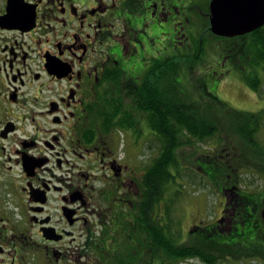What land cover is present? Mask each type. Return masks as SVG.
I'll return each instance as SVG.
<instances>
[{
	"label": "flooded vegetation",
	"instance_id": "af4514ba",
	"mask_svg": "<svg viewBox=\"0 0 264 264\" xmlns=\"http://www.w3.org/2000/svg\"><path fill=\"white\" fill-rule=\"evenodd\" d=\"M211 2L0 0V264H170L173 234L217 264H264V185H241L242 155L218 143L206 156L221 197L208 222L201 208L177 230L172 165L157 185L153 127L183 101L180 77L218 94L248 81L238 40L211 32Z\"/></svg>",
	"mask_w": 264,
	"mask_h": 264
},
{
	"label": "trees",
	"instance_id": "16d2710c",
	"mask_svg": "<svg viewBox=\"0 0 264 264\" xmlns=\"http://www.w3.org/2000/svg\"><path fill=\"white\" fill-rule=\"evenodd\" d=\"M235 40H238L237 45H235L236 55L248 67L247 83L258 93L261 91L263 82L261 72L264 71V26L250 34L237 37ZM186 61L187 63L193 62L192 58H186ZM176 75L177 73L174 70L173 79H175ZM175 84L173 86L174 91L178 90V88H175ZM212 98L219 106L228 110L222 112V115L213 111H203L197 101L188 103L183 93V101L175 95L172 97L173 106L171 112L167 111L165 114L159 112L156 114V121L158 123L154 125L153 130L157 133L158 142L162 143L159 147V157L155 161L158 187L160 182H165L170 177V165L173 166V172H176L179 169L180 160L192 159L195 161L198 158H203L206 161L209 160L206 157L208 154L203 153L198 148V145L201 143H210L216 140L215 146L218 143L224 144L231 148L234 154L242 155V159L244 156H248V146L254 149L253 152L255 154H262V145L256 141V135L260 131V126L264 121L263 114L244 113L230 106L228 107L227 103L221 101L217 95L212 96ZM250 123L252 126L249 127ZM226 124L232 126L238 136L245 141L246 146L248 145L246 154L241 153L236 148L237 146L230 140L224 138L222 134L224 129H226ZM241 164L244 165V168H248V164H244L243 160ZM171 177L174 187V185H177L176 181L178 177L175 174ZM214 177L211 173H207L206 179L209 182ZM237 177L238 175H235V178ZM176 193L174 192L175 198L178 196ZM160 197H163V194ZM174 202L176 201L174 200ZM172 237V257L170 264L186 261L191 258H199L204 264H217L218 261L224 260V256H215L209 247H201L198 245L181 246L176 242V235L173 234ZM164 241L163 238H159L157 241L158 246L161 245L164 248ZM241 256L237 258L241 259Z\"/></svg>",
	"mask_w": 264,
	"mask_h": 264
},
{
	"label": "rangeland",
	"instance_id": "374dc122",
	"mask_svg": "<svg viewBox=\"0 0 264 264\" xmlns=\"http://www.w3.org/2000/svg\"><path fill=\"white\" fill-rule=\"evenodd\" d=\"M210 45L213 46L214 44ZM204 57L207 58L208 56L205 55ZM209 66L210 65H205L203 66V69H206ZM194 76L195 75L192 72L187 71L185 72V75H182L180 77L181 83L179 85V88L181 91L184 92V96L186 97L188 103L197 101L199 107L203 111H213L222 115V112L228 109H223L212 98V96L217 95L221 101L227 103L228 107L230 106L231 108L240 111H248V113H255L262 110L264 116V76L262 77L263 82L261 85V91H259L258 94L253 91V89L248 85L247 81L245 82L239 76H234L232 81L219 82L218 88L220 90V94L216 93L213 90L212 82H205L202 78L198 77L196 83V81L193 79ZM214 78L216 77L214 76ZM174 84L175 83L173 82V85ZM206 87L208 88L206 89ZM250 126H252L251 123L249 124V127ZM260 127L261 129L256 135V141L263 145L264 121L262 122V125ZM222 135L224 136V138L230 140L235 146H237L236 148L241 151V153L246 154V143L238 136L232 126L226 124V129H224ZM215 144L216 140L210 143H201L198 145V148H200V150L203 151V153L205 154H211L215 149ZM141 153L143 155H149L148 147H146V149ZM193 163L195 164L193 165ZM243 163L249 164V167L256 166L258 164H262L261 167H264V158L259 160L254 156L248 155L244 156ZM203 165L205 166V173L210 171V173L214 176L218 173L215 170L213 161L207 160L203 162ZM244 171L245 172L242 173L241 176L243 178V181L241 182V185L243 187L248 186V180L250 178H256L258 185L260 184L261 187L264 185L261 179L259 177L257 178V175L248 173V168H246V170ZM175 173L178 179L176 181L177 185H174V188L178 186L177 191L180 194L179 201L176 204L178 206V213L175 214L178 223L177 230L181 231L182 228H186L187 224L189 223L186 221H189L190 218L193 219L194 217H197L198 214L200 216L202 211L201 208H204V212L202 213L201 218L203 221L208 222V220H210L216 214V212L220 210L221 203L219 202H221V197L218 191L214 190L216 189L215 186L210 184L208 180L204 177L203 169H201V167L199 166V160H180L179 169L176 170ZM197 211L199 212L196 216L190 215L191 213H196ZM187 217L188 220H186ZM194 264H199V262L195 261ZM234 264H248V262H236Z\"/></svg>",
	"mask_w": 264,
	"mask_h": 264
},
{
	"label": "water",
	"instance_id": "95a60500",
	"mask_svg": "<svg viewBox=\"0 0 264 264\" xmlns=\"http://www.w3.org/2000/svg\"><path fill=\"white\" fill-rule=\"evenodd\" d=\"M211 32L234 38L264 26V0H212Z\"/></svg>",
	"mask_w": 264,
	"mask_h": 264
}]
</instances>
